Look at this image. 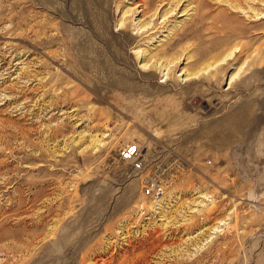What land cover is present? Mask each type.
I'll list each match as a JSON object with an SVG mask.
<instances>
[{"label":"rangeland","instance_id":"obj_1","mask_svg":"<svg viewBox=\"0 0 264 264\" xmlns=\"http://www.w3.org/2000/svg\"><path fill=\"white\" fill-rule=\"evenodd\" d=\"M121 1L0 0V264H264V0Z\"/></svg>","mask_w":264,"mask_h":264},{"label":"built area","instance_id":"obj_2","mask_svg":"<svg viewBox=\"0 0 264 264\" xmlns=\"http://www.w3.org/2000/svg\"><path fill=\"white\" fill-rule=\"evenodd\" d=\"M140 149L136 144H129L123 148L119 154V159L123 162H131L133 169L139 171L143 167V163L138 158ZM166 184L162 180L155 178L147 179L142 186V193L145 196L158 198L164 193Z\"/></svg>","mask_w":264,"mask_h":264},{"label":"bare ground","instance_id":"obj_3","mask_svg":"<svg viewBox=\"0 0 264 264\" xmlns=\"http://www.w3.org/2000/svg\"><path fill=\"white\" fill-rule=\"evenodd\" d=\"M133 1V0H132ZM171 0H138L136 3H133V4H135L134 6H136V7H141L140 8V10L139 9H137V10H139V12H142L141 14H142V16H144V15H146V13L148 12V9L149 8H151L153 5H157V7H160V8H162L163 6H165V5H168L169 3H171L170 2ZM174 1V0H173ZM182 1V0H181ZM180 1V2H181ZM122 1L120 0V3H121ZM157 2V4H155ZM177 2H179V1H177ZM179 2V3H180ZM191 2H193L192 0H191ZM190 2V3H191ZM196 2V4H197V0L195 1ZM123 4V3H122ZM174 4V3H173ZM193 4V3H192ZM195 4V5H196ZM198 5V4H197ZM176 6V5H175ZM200 6V5H199ZM133 7V6H132ZM171 7V6H170ZM177 7V6H176ZM176 7H174L175 9H176ZM131 8V7H130ZM173 8V9H174ZM201 8H202V6H201ZM157 9H159V8H156L155 10H156V12H157ZM170 9V8H169ZM173 9H170V11H172ZM191 9L192 10H196V7L193 5L192 7H191ZM128 11V10H127ZM131 10L129 9V12H130ZM152 11V10H151ZM162 11H164L163 9H162ZM166 11V10H165ZM169 11V12H170ZM176 11V10H175ZM136 12V11H135ZM124 13V12H123ZM163 13V12H162ZM167 13V12H166ZM166 13L164 12V14L166 15ZM173 13H174V10H173V12H172V15H173ZM135 14V13H134ZM151 14V13H150ZM158 14V13H157ZM170 14V13H169ZM258 14H259V16H258ZM148 15V14H147ZM152 16H154L155 15V13H153V14H151ZM165 15H164V17H165ZM133 16V15H132ZM149 16V15H148ZM258 16V17H257ZM257 18H262V17H264V12H261V13H257ZM128 17V16H127ZM167 18H169V16H168V13H167V16H166ZM198 18H196V20H197ZM121 20H122V18H121ZM143 20V19H142ZM157 20V19H156ZM123 21V20H122ZM126 21V20H125ZM125 21L124 22H122L123 24H126L125 23ZM200 20H198V22H199ZM164 22V21H163ZM197 22V23H198ZM121 23V24H122ZM147 23V22H146ZM161 23V22H160ZM195 23H196V21H195ZM194 23V24H195ZM122 24V25H123ZM144 25H145V23H143ZM149 24V23H148ZM196 25V24H195ZM198 25V24H197ZM121 26V25H120ZM128 26H129V24H128ZM148 26V25H147ZM154 26H155V22L153 21V25L152 26H149V27H141V28H143L142 29V32H147L149 29H151V28H154ZM126 27H127V25H126ZM119 28V27H118ZM122 28H123V26H122ZM138 28H139V26H138ZM156 29H157V26H156ZM139 30H140V28H139ZM120 31V30H119ZM150 31V30H149ZM154 31V30H153ZM188 32V31H187ZM148 33H150V32H148ZM147 33V35L149 36V34ZM193 33V32H192ZM108 34V33H107ZM141 35H144V33L143 34H141ZM146 35V34H145ZM108 38H110L109 36H108ZM110 42V41H109ZM177 42V41H176ZM171 47H173L172 45H168L166 48H163V49H161L163 52L164 51H167L169 48L171 49ZM167 53V52H166ZM180 56V55H179ZM158 59V58H157ZM177 59H179L178 57H177ZM223 59V58H222ZM226 59H227V57H226ZM154 60V59H153ZM176 60V59H175ZM180 60H181V58H180ZM157 62V61H156ZM215 63V62H214ZM221 63V62H220ZM224 63H226V61H224ZM191 74V73H190ZM234 78H236L235 77V73H232V75L230 76V78H229V81L231 82V81H233L234 80Z\"/></svg>","mask_w":264,"mask_h":264}]
</instances>
